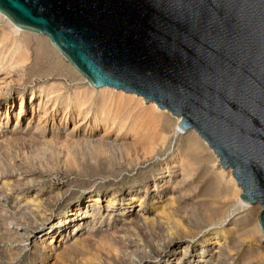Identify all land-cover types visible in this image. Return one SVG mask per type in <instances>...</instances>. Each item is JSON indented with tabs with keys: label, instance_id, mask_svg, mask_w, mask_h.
<instances>
[{
	"label": "rangeland",
	"instance_id": "374dc122",
	"mask_svg": "<svg viewBox=\"0 0 264 264\" xmlns=\"http://www.w3.org/2000/svg\"><path fill=\"white\" fill-rule=\"evenodd\" d=\"M5 25V17L3 18L0 15V77L2 78H0V112H3L7 106L8 108L10 107V117L8 120V125L10 126L13 125V123L15 124L17 119L22 127L27 126L28 123H30V126L33 125V123L37 124L39 121L45 125L47 122L46 126H48V128L53 124H60L62 122V124H64V109H61V106H63L62 100H64L66 94L70 93L74 96L78 90H82L86 87L88 79L78 69L74 68L75 66H71L65 58L64 66L62 65L63 73L59 72L54 64L47 62L41 53L35 51V41H31L27 44L21 39V31L28 30L21 29L20 31L19 29L17 32L12 31L1 36L4 33L3 29ZM32 34L40 35L34 32H32ZM55 52L61 55L56 50ZM20 54L28 56V61L18 62L17 60L20 58ZM36 54H38V57ZM70 68L74 69V71L71 72ZM52 87L57 89V93H59L56 105V109L59 108V111L57 115H55V118L49 114L45 117L43 115L45 114L44 110H39L37 107V104L40 102L41 94L39 89H44L42 95L44 94L46 98L47 90H51ZM32 88L37 93L36 99L33 98V102L36 106L34 109L31 107L30 94ZM21 93H24L23 111L20 116L17 117L21 104ZM150 102L153 103L152 101ZM145 103L148 105L150 104L146 102V100ZM49 105L48 110L52 108L53 101H50ZM118 105H120L119 108L122 109V116H126V114L130 112L129 110L131 107L129 105H127V108H124L121 103ZM119 108H117V110H120ZM161 110L160 108L159 111ZM94 111L95 108H93L91 113ZM171 115L173 117L175 116L174 114ZM77 116L78 115H75L74 117ZM74 117H70L65 122L70 130L76 125L74 124L75 122L77 123L84 120L82 115L78 119ZM111 123H113V121ZM138 123L139 124L136 125V127H138L136 130L129 125H125L121 130L120 124H115V126H113L114 123L110 124L113 129L110 131L108 137L116 138L117 134L121 132L119 138H125L128 144L125 146V150L110 147L103 155H100L98 160H96L97 162H95V160L91 161L85 156L92 154L93 148H74L62 134L54 137H52V135H47V140L46 138L32 137L31 134L26 137L27 134L19 132L17 137L10 138L8 142L0 145V264H137L138 259H141L143 264H149L158 262L161 257L162 259L160 261L163 262L165 258H170L172 264H174L182 254L179 249L180 247H176L175 250L169 251L163 239L167 234H171L174 240L179 242V244L184 245L186 242H190L194 248L195 246H199L202 242L201 239L204 234L211 231H217L220 235L225 233L228 236V242L231 240L236 242L235 247L237 248L227 249L226 255L222 257L224 263L221 262V264H264V233L260 231L254 233L248 229L254 225L255 215L261 209L260 204L249 203L248 207L241 208L238 206L236 200L230 196H225L223 199L218 200L217 205H211L213 207H206V210H203L192 203V199H190L194 195L192 191L186 194L184 193L186 197L183 200L185 201L181 200L180 204L178 202L177 206L179 207L175 205L177 207L176 210L165 208L167 213L165 211V214L162 211L160 212V225L157 224L148 227L146 225H140L141 229L140 226L133 224L122 225L120 223L123 219L121 218L122 216L119 217L114 215L112 219L106 218V220L102 222L103 226L100 227L98 231H95L97 241L94 237L92 240H86L77 244L74 243L75 238L85 236L79 235L81 232L74 234L76 237L72 236L74 231L71 228L74 222L72 226L70 225L69 227L71 233L67 237L66 234L64 236L63 233L58 230L66 221L60 222L57 218L68 214L69 210L75 208L78 203H81L82 206L85 205L84 202L87 200L86 195L90 193L100 192L105 195L109 191L119 188L121 193L119 199L121 200V198H125L122 194L127 192L129 186L139 187L141 188L139 190L140 194L132 203V206L139 209L138 204L140 203V197L144 195L143 190L145 189L142 186L146 184L145 182L151 180L152 177H158L157 179L160 180L159 176L163 169L171 167L173 163L180 158V146L184 144V141L176 140L173 136L168 141L167 146H156L155 151H152V142L155 139L156 142H159L157 139L158 137H153V128L147 130V128L144 129L141 126L142 122L140 120ZM130 124H133V120ZM87 125L88 123H85L80 128L82 133L89 129L90 126ZM25 130L24 128V131ZM98 131L102 135L106 132L103 122L102 127H100ZM148 139L152 140L149 144ZM212 148L213 147H211V149ZM67 152L69 154H67ZM38 153L40 155H37ZM80 153L81 155L83 154L84 160L78 158L76 161H71L70 163L69 160H72L71 157L76 154L80 155ZM68 156L69 160L67 162L66 158ZM129 159L132 161L130 162ZM209 160H211V162ZM209 160L205 158L202 162V166H200L196 178L198 181L202 180L201 186L203 187L201 188L207 186L209 188L206 187V190L213 191L214 175L213 173H209L213 162L212 159ZM14 164L17 168H12ZM13 169L14 171H12ZM4 172L6 174H3ZM165 174L168 173H164V175ZM5 178L6 180H4ZM135 178L136 180L134 181L133 179ZM180 178L179 176V178L176 179ZM6 181L9 185H7L8 183ZM10 185H12V188ZM182 189L183 187L181 186L178 188L179 191ZM36 196L41 198V200L42 197L45 199L42 201L44 202L43 208H37L35 205L36 202L32 201ZM204 197L207 199L209 196L207 197V195H205ZM152 201L153 200L148 197L146 206L153 209L154 212L160 211L162 208L157 209L156 205L152 204ZM30 209L32 211H30ZM249 209H252V211L249 212ZM4 212H6V214ZM10 214H12V216ZM221 218H227V220L220 224L218 221ZM176 220H178V222H176ZM109 222L111 223L110 232L114 234L110 236V238H108L109 234L99 233L101 230L105 231L109 228ZM116 223H119L118 226L120 225V229L117 228ZM19 231L29 232L30 239L23 240L24 237L19 234ZM235 234L240 236H235ZM260 235L263 236V240H260ZM121 237L126 238L125 244H122L123 241L121 244L118 242V239ZM128 241L131 242L129 243ZM126 244H128V246ZM179 244L177 246H179ZM63 247H65L66 250ZM118 248L121 251L118 250ZM103 253L105 255H103ZM106 253L109 255L108 258ZM192 255L195 256V252L189 251L188 254L183 257L181 263L188 264L193 262L196 258L192 257Z\"/></svg>",
	"mask_w": 264,
	"mask_h": 264
},
{
	"label": "water",
	"instance_id": "95a60500",
	"mask_svg": "<svg viewBox=\"0 0 264 264\" xmlns=\"http://www.w3.org/2000/svg\"><path fill=\"white\" fill-rule=\"evenodd\" d=\"M47 33L96 86L135 92L181 115L262 206L264 0H0Z\"/></svg>",
	"mask_w": 264,
	"mask_h": 264
},
{
	"label": "bare ground",
	"instance_id": "6f19581e",
	"mask_svg": "<svg viewBox=\"0 0 264 264\" xmlns=\"http://www.w3.org/2000/svg\"><path fill=\"white\" fill-rule=\"evenodd\" d=\"M0 13H1L0 14L1 17H3V18L5 17V23H6V25L3 29L4 33L1 36H3L4 34H8L12 31L17 32V31H19V29H20V31H21V29L28 30V31H21V39L24 42H26L27 44H29L31 41H35V43H36L35 51L37 53L38 52L41 53L47 62L54 64L55 67L57 68V70H59V72L63 73L62 65L64 66V58H65V60H67L70 63L71 66H73V67L75 66L71 61L68 60L66 55L55 45V43L53 42V40L49 37V35L47 33H41V32H37L34 30H30V29L20 27L17 24H15L7 14H5L1 11H0ZM32 32H34L36 34H40V35H33ZM54 49L58 53H60L61 55H58ZM36 56L38 57V54H36ZM37 57H36V59H37ZM17 61L18 62H26V61H28V56H24V55L20 54V58ZM74 68H76V66ZM7 70H8V68H7ZM70 70H71V72L74 71V69H72V68H70ZM85 77L88 79V77L86 75H85ZM43 90H44L43 88L39 89V92L41 94H40V102H39V104H37L38 105L37 107L39 110L40 109L44 110L45 114H43V115L45 117L47 116V114H49V115H52L53 118H55V115H57V112L59 111V108L56 109L58 96H59V93H57L58 90L55 89L54 87H52L51 90L50 89L47 90L46 98L44 97V94L42 95ZM124 92H126V93H124ZM30 95H31V107L34 109V108H36V106H35V103L33 102V98L36 99L37 93L35 92V90L33 88L31 90ZM144 99H145V97L141 94H138L135 92H128V91H125L124 89H119V88H116L114 86H110V85L96 86V85L92 84L91 81L88 79L86 87H84L82 90H78V92H76V94L74 96H72L70 93L66 94V96L64 97V100H62L63 106H61L62 107L61 109H64L63 110L64 111L63 116L65 119L64 124H62L63 122L60 124H53L50 128H48V126H46L47 122L45 125V124H42L41 121H39L37 124L33 123V125L30 126V123H28L27 126L22 127V125L19 124V121L17 119V122L15 124L13 123V125L10 126V125H8V120L10 117V107L8 108V106H7V108L4 110L5 112L4 111L0 112V145L4 144L5 142H8V140L10 138L17 137L19 132L23 133V134H27L26 137L29 134H31L32 137H36V138L37 137L38 138H46L47 135H52V137H54V136H59L60 134H62L63 136H65V139L68 142H70V144L74 148H77V149H81V148L86 149L87 147L93 148V153L89 154V155H85V156H87V159H89L91 161L95 160V162H97L96 160H98L100 155H103L107 150H109L110 147H116L120 150H123L125 148V146L128 144V142L125 138H119V135L121 132H119L117 134L116 138L108 137L110 134V131L113 129V127H111L110 124H113V123H114L113 126H115V124H120L119 126L121 127V130L123 129V127L125 125L126 126L129 125L131 128H135V130H136V128H138V127H136V125L139 124L138 121L140 120L142 122L141 126L144 129L147 128V130H150L153 128V137H158L157 139L159 142H156L155 141L156 139L153 140V142H152V140L148 139V144L150 141L152 142V147H153L152 151H155L156 146H160V147L167 146L168 141L173 136L175 137L176 140L184 141V144H182V146H180L181 147L180 158L178 160H176L173 163V165L171 164L172 165L171 167H166L163 169V171L160 173L161 175L159 176L160 180L157 179L158 177H155V178L152 177L151 180H147V182H145L146 184L144 186H142L145 190H143L144 195L142 197H140V203L138 204L139 209H136L134 206H132V203H133V200L138 198V195L140 194L139 190L141 188L129 186L127 189V192L122 194V196H124L125 198H123V199L121 198V200L119 199L120 194H121L119 188H117V189L115 188V189L109 191L105 195H103L100 192H96L93 194L92 193L87 194L86 195L87 200L84 202L85 205L82 206L81 203H78L75 206V208L69 210L68 214H66L64 216L62 215L61 217L57 218L60 222L66 221L58 229L63 233L64 236H65V234H66V237L69 236L71 233V229H73V231H74L72 236L76 237V235H74V234H78V232H81V234H79V235H85L84 237L81 236V238H79L80 236L77 235L79 237L75 238V240H74V243H76V244L79 242L86 241V240H92V238H94L96 236L95 231H98L100 229V227L103 226L102 222H104L106 220V218L112 219L114 217V215L119 216V217L122 216L121 218H123V219L120 222L122 225H126V224H128V225L133 224L136 226L146 225L147 227L148 226H155L157 224L160 225V222H159L160 212L161 211L164 212L165 208H168V209L171 208L173 210H176L177 207H179V206H177V203L179 202V204H180V201L186 197L185 194L188 192H191V191L194 194L192 196V198H190V199H192V203L195 204L196 206H199V208L203 209V210H206L205 208L210 207L211 205H214V204L217 205L218 200L223 199L225 196L233 197L236 200L238 206L241 208L242 207L246 208L249 205V202L245 201L242 198V196H240V194L243 191V188H242L241 184L238 182V179L235 176L232 167H224L223 164L219 163L220 157L217 155V153L215 152V150L213 148L211 149V146L209 145L208 141L200 134V132L194 127L193 128H187V129L182 128L180 126V123H179L180 120L182 119L181 115L174 114L168 108L160 107V105L154 100H152L153 103H151L150 101H147L145 99L146 102L150 103L148 105L145 103ZM23 101H24V93H21V104L19 107V112L17 113V117H19L23 111ZM50 101H53V106L51 109L48 110V108H49L48 105H49ZM73 101H74V103H73ZM97 102H98V104H97ZM120 103H121V105H123L124 108H127V105H129L131 107L129 110L130 112L128 114H126V116L121 115L122 109H120L119 108L120 105H118ZM93 108H95V111L93 113H91ZM117 108H119L120 110H117ZM160 108L162 109L161 111H159ZM90 114H92V115H90ZM171 114H174L176 117L175 116L173 117ZM3 115H4V117H3ZM75 115H78V116L74 117ZM81 115L84 117V120L79 121L77 123L75 122L74 124H76V125L73 127V129L70 130L65 124L66 120H68L70 117H74V118L78 119V118H80ZM132 120H133V124H130V122ZM112 121H113V123H111ZM102 122H103V125H105V130H106V132L103 135L98 131V129L100 127H102ZM85 123H88L87 126H90V127L88 130H85V132L82 133L80 128ZM24 128L26 129L25 131H24ZM30 132H32V133H30ZM22 137H24V136H22ZM47 140H45V141H47ZM50 140H52V139H50ZM144 142H145V139H144ZM62 146H64V145H62ZM150 146H151V144H150ZM178 146H179V144H178ZM42 148H44V147H42ZM47 148H45V149H47ZM126 150H127V148H126ZM67 154H69V153L67 152ZM37 155H40V154L38 153ZM37 155H35V156H37ZM82 155H81V153H80V155L76 154L73 157H71L72 160H69L68 159L69 156H68L66 158L67 159L66 161L68 162V160H69L71 163V161L74 162L78 158H81L82 160H84V157ZM205 158H206V160L212 159V162H213V165H212L211 170L209 172V173H213V175H214V178H213V185L214 186H212L213 191L212 190L209 191L208 189L206 190L205 188L207 186L205 188H201V187H203V186H201L202 180L199 179L200 181H198V179L196 178V175L199 172L198 170H199L200 166H202V162L205 160ZM129 161L131 162L132 160L129 159ZM209 161L211 162V160H209ZM73 166H75V165H73ZM14 167L17 168V166L15 164H14V166H12V168H14ZM12 171H14V169ZM164 173H168V174L164 175ZM3 174H6V173L4 172ZM207 174H208V172H207ZM179 176L181 178L176 179V178H179ZM4 180H6V178ZM133 180L135 181L136 178ZM8 182H9V180H8ZM19 183H20V181H19ZM11 184H12V182H11ZM7 185H9V183ZM152 185H153V187H152ZM180 186L183 187V189L179 191L178 188ZM6 187L9 188L8 186H6ZM10 187L12 188V185H10ZM11 188H9V189H11ZM207 188H209V187H207ZM18 194L21 195L20 193H18ZM34 194H36V193H34ZM205 195H207V197L209 196L211 198L208 197L207 199H205V197H204ZM148 197L151 200H153L152 204H155L157 209L158 208H162V209H160V211L156 210L157 212H154L153 209L148 208L146 206V200ZM18 199H19V197H18ZM50 199H51V197H50ZM25 200H27V199H25ZM43 200H45V199H43V197L41 200V198L36 196L35 198H33L32 201L36 202L35 205L37 208H41V207L43 208V205H44V202H42ZM183 201H185V200H183ZM190 203H188V204H190ZM195 205H193V206H195ZM151 207H152V205H151ZM211 207H213V206H211ZM260 208H262L261 205H260ZM30 211H32V210L30 209ZM251 211H252V209H249V212H251ZM260 211H261V209L255 215L256 218H255L253 227L248 228V229H250L249 231H251V232L256 233V231H260V232L264 233V231L261 227V224H260V220H259ZM165 212L167 213V211H165ZM165 212H164V214H165ZM212 212H211V214H212ZM4 213L6 214V212H4ZM7 214H8V212H7ZM10 215L12 216V214H10ZM209 216H210V214H209ZM226 220H227V218H221V219H219L218 223L222 224ZM235 220H237V219H235ZM73 222H74L73 227L71 229H69L70 225L72 226ZM176 222H178V220H176ZM118 224L119 223H116L117 228L120 229L119 228L120 225L118 226ZM177 224H175V225H177ZM141 226H140V229H141ZM181 226H182V223H181ZM184 226H185V224H184ZM108 227L109 228H107V230H105V231L101 230L99 233L109 234L108 238H110V236L114 235L113 233L110 232L111 231V223L110 222L108 223ZM9 228L11 229L10 226H9ZM135 229H136V227H135ZM176 229H177V227H176ZM183 230H184V228H183ZM142 231H143V228H142ZM148 232H149V230H148ZM142 233H144V232H142ZM19 234H21L24 237L23 240L30 239V236H29L30 234L27 231H25V232L19 231ZM235 236H240V235L235 234ZM104 237H106V236H104ZM119 237H120V235H119ZM259 238H260V240H263V236L260 235ZM125 239H126L125 237H121L118 239V242H120V244H121L123 241L122 244H125ZM163 239L165 241V244L169 248V251H173V250H175L176 247H180L179 249H180L182 256L179 257V259L174 264H182L181 260L183 259L184 256H186L188 254L189 251L195 252L196 255L195 256L192 255V257L196 258L194 260L196 262L193 261V262H190L188 264H221V262H223L222 257L224 255H226L225 254L226 250L232 249V248H237V247H235L236 242L234 240H231L230 242H228L227 234L223 233L222 235H220L219 232H217V231H211L209 233L204 234L203 238L201 239L202 242L199 244V246H197V247L195 246L194 248L192 247V244L190 242H186L184 245L179 244V242L174 240V238L171 236V234H169V235L167 234L166 237ZM199 240H200V238H199ZM96 241H97V238H96ZM93 242H94V240H93ZM160 243H162V242H160ZM107 244H109V243H107ZM178 244H179V246H177ZM126 245L128 246V244H126ZM63 248H65V247H63ZM70 249H72V248H70ZM65 250H66V248H65ZM118 250H120V249L118 248ZM103 255H105V254L103 253ZM108 257H109V255L107 256V258ZM161 259H162V257H161ZM117 260H118V258H117ZM160 260L158 262H153V263H149V264H172V260L170 258H165L163 260V262ZM246 261H247V259H246ZM137 264H143L142 260L138 259Z\"/></svg>",
	"mask_w": 264,
	"mask_h": 264
}]
</instances>
